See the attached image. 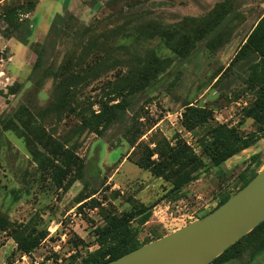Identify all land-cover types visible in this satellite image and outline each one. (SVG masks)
<instances>
[{
	"label": "rangeland",
	"instance_id": "374dc122",
	"mask_svg": "<svg viewBox=\"0 0 264 264\" xmlns=\"http://www.w3.org/2000/svg\"><path fill=\"white\" fill-rule=\"evenodd\" d=\"M27 1L0 0V215L9 221L0 229V264H82L100 250L112 217L125 218L135 242L156 240L203 217L264 168V127L245 114L256 98L247 81L249 61L233 62L264 16V0H37L24 45L5 31L2 13ZM220 5L232 18L216 51L204 41L187 56L169 48L166 32H185L190 18H205ZM58 14L64 21L52 29ZM42 46L46 52L33 73ZM150 69L155 77L132 99L123 125L105 137L79 128L84 110L126 94ZM187 104L208 109L213 119L188 131L182 124ZM21 119L74 145L85 161L84 180L59 187L36 134L29 132V141L4 125L14 120L27 131ZM130 125L143 132L134 145L124 139ZM216 125L257 144L217 165L202 140ZM164 138L172 145L182 139L205 164L199 179L178 193L170 192L171 180L137 164ZM33 151L46 153L43 166ZM140 205L150 207L147 221L125 217ZM16 229L48 235L27 254L14 239ZM263 243L264 226L242 239L240 256L224 263L264 264V252L256 251Z\"/></svg>",
	"mask_w": 264,
	"mask_h": 264
},
{
	"label": "trees",
	"instance_id": "16d2710c",
	"mask_svg": "<svg viewBox=\"0 0 264 264\" xmlns=\"http://www.w3.org/2000/svg\"><path fill=\"white\" fill-rule=\"evenodd\" d=\"M37 4V0H28L25 3L10 7L2 13L5 31L24 45L30 43L29 39L32 36L34 28L28 15L36 9ZM64 18L63 15L58 14L54 18L52 29L61 24ZM231 18V11L226 9L225 5H220L205 18H190L189 20L193 23V26L185 30V32H166L164 34L166 43L176 54L183 56L190 55L195 45L203 41L209 49L216 51L218 45L224 43L223 39L225 35L223 31L226 23ZM45 52L46 46H42L37 50V62L33 73L40 67ZM254 56L259 59H253ZM242 60L249 61L247 66L249 72L247 81L250 85L256 87V98L245 114L246 117L253 119L259 124L261 128L264 127V16L248 34L233 62ZM153 71V69L145 71L142 76L143 81L132 83L126 94L119 93L116 99L101 103L99 110H84L79 128L82 131L94 132L101 137H105L107 131L112 127L123 125L127 120L132 99L151 84L156 74ZM212 119L213 114L208 109L187 104L183 112L182 124L188 131H193L200 126L208 124ZM21 122L24 124L23 127H27V131H22L20 125H17L14 120L5 122L4 125L6 128H12L22 136H28L29 132L36 134L38 140L44 144L45 152H49L51 155L49 159L51 161V174L54 182L59 187L67 190L76 181L84 180L86 172L85 161L77 154L74 145H68L66 141L57 142L52 137H47L46 132L40 130L38 126L32 127L22 119ZM142 134L141 129L135 127V125H130L124 133V139L130 145H134ZM28 140L30 141V136H28ZM202 140L204 151L207 152L212 161L217 165L238 154L244 148L257 144L256 140L252 142L242 141V138L233 129H229L223 125L210 126L208 135L204 136ZM33 154L37 158L39 165L43 166L47 160L46 153L33 151ZM156 154L158 158L154 159L153 157ZM252 161H254V164H257L258 158L252 157ZM137 164L158 177L171 180L173 182L171 193H178L185 186L198 180L200 171L205 165L200 156L185 141L177 139L172 145L166 138L158 140L155 148H148L147 154L140 157ZM257 173L254 172L249 178H246L238 190L243 188ZM231 195L233 194H227L214 209L223 204ZM149 208L140 205L125 217L132 219L137 216L141 217L143 221H147L151 215ZM8 225L9 221L0 215V229L6 230L9 228ZM108 225L109 227L100 235V250L94 252L82 264L111 261L150 242V240L142 244L135 242L131 229L127 226V223L125 224V218L122 220L116 217L108 218ZM263 226L264 222L251 231V233L258 229L260 230ZM14 232V239L18 244V248L27 254L36 249L48 235L46 231L16 229ZM242 239L228 248L211 264H222L240 256L243 252V248L240 245ZM256 251L257 254L264 252V243L259 245Z\"/></svg>",
	"mask_w": 264,
	"mask_h": 264
},
{
	"label": "water",
	"instance_id": "95a60500",
	"mask_svg": "<svg viewBox=\"0 0 264 264\" xmlns=\"http://www.w3.org/2000/svg\"><path fill=\"white\" fill-rule=\"evenodd\" d=\"M264 222V168L223 204L117 259L92 264H211Z\"/></svg>",
	"mask_w": 264,
	"mask_h": 264
},
{
	"label": "crops",
	"instance_id": "0c3cea01",
	"mask_svg": "<svg viewBox=\"0 0 264 264\" xmlns=\"http://www.w3.org/2000/svg\"><path fill=\"white\" fill-rule=\"evenodd\" d=\"M225 263H227V262H225ZM225 263H223V264H225Z\"/></svg>",
	"mask_w": 264,
	"mask_h": 264
}]
</instances>
